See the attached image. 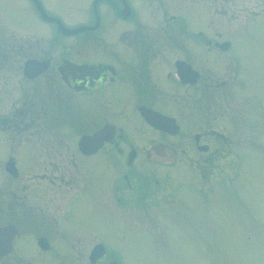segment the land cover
<instances>
[{
	"label": "flooded vegetation",
	"instance_id": "flooded-vegetation-1",
	"mask_svg": "<svg viewBox=\"0 0 264 264\" xmlns=\"http://www.w3.org/2000/svg\"><path fill=\"white\" fill-rule=\"evenodd\" d=\"M125 1L130 9L123 0H94L93 21L80 25L91 28L76 34L105 32L101 6H108L112 22L127 23L112 27V45L102 43L109 57L81 53L83 39L74 53L63 43L53 53L49 38L44 44L31 27L2 18L0 153L11 181L0 185V229L8 237L0 264H85L86 235L94 238L88 264H126L97 230L85 235L73 225L86 209L94 220L126 218L156 237L168 231L161 221L169 214L180 225L197 222L189 206L196 172L224 180L234 156L239 171L244 143L262 156L264 97L253 63L250 70L231 39L196 34L175 9H157L161 20L148 22ZM21 29L33 37L16 35ZM101 36L88 41L96 45ZM198 42L205 53H197ZM213 46L221 54H211ZM144 108L167 119L153 124ZM182 160L190 165H178ZM176 192L190 198L183 199L187 214Z\"/></svg>",
	"mask_w": 264,
	"mask_h": 264
},
{
	"label": "rangeland",
	"instance_id": "rangeland-1",
	"mask_svg": "<svg viewBox=\"0 0 264 264\" xmlns=\"http://www.w3.org/2000/svg\"><path fill=\"white\" fill-rule=\"evenodd\" d=\"M93 1L39 0L50 15L58 18L68 28H76L93 21L90 16ZM128 1L133 9H138L148 22L161 20V12L157 9H175L174 13L184 15L185 18L187 16L190 24L197 27L196 34L199 30H204L214 38L231 39L234 43V52L246 61L250 70H252V63L255 66L258 91L264 97V0ZM101 7L102 20L107 26L106 31L103 29L102 32H105L99 36L60 35L54 24L40 19L35 6L29 0H0V25L3 18L6 24H23L31 27L36 31L35 37L42 42L44 40V44L45 37L53 42V53L61 52V43L66 44L67 53H74L77 51L76 44L83 39L86 45L78 49L81 53L109 57L112 56V51L109 53L108 48L102 43L107 42L112 45V27L122 30L127 23L120 20L112 22L113 17L108 6L103 4ZM16 35L33 37L32 32L23 29L16 32ZM101 35L106 41L93 39L96 45L88 41ZM199 47L203 48L198 42L197 53H205ZM211 54L219 55L221 52L213 46ZM164 83L168 84L166 80ZM167 96L168 94L165 95ZM165 103L167 100L164 101ZM165 107L170 108L168 104ZM133 133L138 136L135 132ZM262 143L264 144V141ZM2 144L0 140V150ZM243 146L245 154L242 156V166L237 171L236 156L229 157L224 164L227 166L226 172L223 173L224 180L219 175H213L211 179H208L196 172L194 177L196 192L195 195H189L194 200L189 206L193 215H196V223L180 225L181 223L176 222L178 218H172L169 214L161 221L162 227L168 228V231L162 234L155 233L158 235L152 237L126 218L112 219V221L110 218L94 220L86 209L80 216L81 220H75L73 225L84 228L87 231L85 235L91 228L97 230L101 238L120 252L126 264H264V150L263 157L254 156L251 153L253 152L252 143H244ZM2 154L4 152L0 153V185L2 182L11 181V178L3 171L2 160L5 158ZM178 165L190 164L182 160ZM167 170L174 171L168 168ZM166 177H168L167 174ZM164 181L167 184L171 183L166 178ZM175 194L174 198L180 203L183 202L182 206L187 214L189 211L184 200H190V198L182 193ZM196 200L202 207H199ZM203 204L207 206L211 204L212 207L208 208ZM205 215H209L206 224L203 223ZM93 240V237H87V235L84 238L86 251L83 262L85 264H88L87 248ZM76 256L77 253L73 249V259ZM68 257L71 255L68 254Z\"/></svg>",
	"mask_w": 264,
	"mask_h": 264
},
{
	"label": "water",
	"instance_id": "water-1",
	"mask_svg": "<svg viewBox=\"0 0 264 264\" xmlns=\"http://www.w3.org/2000/svg\"><path fill=\"white\" fill-rule=\"evenodd\" d=\"M123 1H124V7H123V9H130L128 3H127L125 0H123ZM37 5H38V8H39V10H40L41 15H42L46 20H48V21H55V22H57V23H58V27H59V29H60L62 32L66 33V34H75V33L80 32L81 30H85V29H89V28H91V27H78V28H76V29H70V28H67V27H65V26L60 22L59 19L47 15V14L44 12L43 8L41 7V5H40V3H39L38 1H37ZM143 114L146 116V118H147L151 123L156 124V125L161 124V123L163 122V119H167L166 116H163L162 114H160V113H158V112H154V111H152V110H150V109H146V108H144V110H143ZM8 229H10V228H6V229H4V230H8ZM2 231H3V230L0 229V238H1V241H0V255L3 254L2 252H3V250H5V247H6V246H4V248H3V245H4V239H5L6 241H8V237H7V236L4 237V235H2ZM1 248H2V249H1Z\"/></svg>",
	"mask_w": 264,
	"mask_h": 264
}]
</instances>
